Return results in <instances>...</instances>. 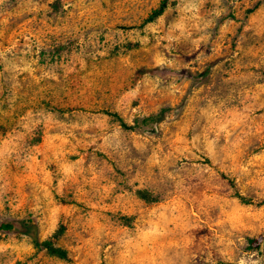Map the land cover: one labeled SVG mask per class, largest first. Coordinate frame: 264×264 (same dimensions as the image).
<instances>
[{
    "label": "rangeland",
    "instance_id": "rangeland-1",
    "mask_svg": "<svg viewBox=\"0 0 264 264\" xmlns=\"http://www.w3.org/2000/svg\"><path fill=\"white\" fill-rule=\"evenodd\" d=\"M162 1L0 0V264H264V0Z\"/></svg>",
    "mask_w": 264,
    "mask_h": 264
},
{
    "label": "trees",
    "instance_id": "trees-1",
    "mask_svg": "<svg viewBox=\"0 0 264 264\" xmlns=\"http://www.w3.org/2000/svg\"><path fill=\"white\" fill-rule=\"evenodd\" d=\"M168 7H169V0H163L159 8L153 12V14L149 17V19H147L146 23L155 22L157 19H159L161 16L164 15ZM166 112H167L166 109H162L157 115L148 117L144 119L142 122L145 125L154 124L156 126L157 124L163 121ZM113 116H115L121 122L123 128L127 130H133L135 128V126L134 127L128 126L126 123L123 122L122 119L117 117V115H113ZM1 227L3 228V230L16 231L20 234L28 236L32 239L34 245L37 248L47 250L51 254L59 257L60 259L70 260L69 254L65 250L57 248L50 241L41 240L39 235V229L37 225H35L32 221H22L14 224H2ZM250 243L258 246L260 244V240H250Z\"/></svg>",
    "mask_w": 264,
    "mask_h": 264
}]
</instances>
